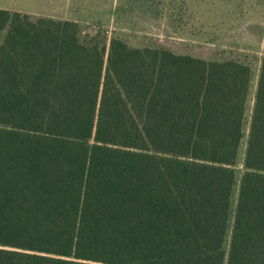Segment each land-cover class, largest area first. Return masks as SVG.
<instances>
[{"label": "trees", "instance_id": "obj_1", "mask_svg": "<svg viewBox=\"0 0 264 264\" xmlns=\"http://www.w3.org/2000/svg\"><path fill=\"white\" fill-rule=\"evenodd\" d=\"M107 45L0 10V264H264V57L247 130L249 65Z\"/></svg>", "mask_w": 264, "mask_h": 264}, {"label": "rangeland", "instance_id": "obj_2", "mask_svg": "<svg viewBox=\"0 0 264 264\" xmlns=\"http://www.w3.org/2000/svg\"><path fill=\"white\" fill-rule=\"evenodd\" d=\"M12 5L8 11L73 21L82 26L84 33L106 34L108 50L111 38L118 35L135 47L164 46L208 61L235 60L249 65L254 73L247 112L249 129L264 57V0H13ZM246 150L245 138L234 167L226 257Z\"/></svg>", "mask_w": 264, "mask_h": 264}, {"label": "crops", "instance_id": "obj_3", "mask_svg": "<svg viewBox=\"0 0 264 264\" xmlns=\"http://www.w3.org/2000/svg\"><path fill=\"white\" fill-rule=\"evenodd\" d=\"M12 2L13 0H0V10L11 9L13 7Z\"/></svg>", "mask_w": 264, "mask_h": 264}]
</instances>
